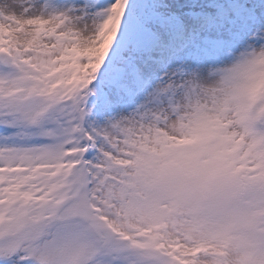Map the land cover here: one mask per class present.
<instances>
[{"label": "snow or ice", "instance_id": "obj_1", "mask_svg": "<svg viewBox=\"0 0 264 264\" xmlns=\"http://www.w3.org/2000/svg\"><path fill=\"white\" fill-rule=\"evenodd\" d=\"M0 264H264V0H0Z\"/></svg>", "mask_w": 264, "mask_h": 264}]
</instances>
